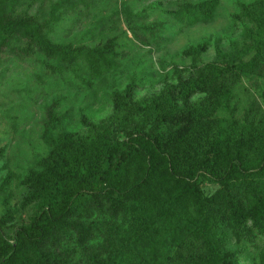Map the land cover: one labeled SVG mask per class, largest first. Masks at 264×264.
<instances>
[{"label": "trees", "instance_id": "trees-1", "mask_svg": "<svg viewBox=\"0 0 264 264\" xmlns=\"http://www.w3.org/2000/svg\"><path fill=\"white\" fill-rule=\"evenodd\" d=\"M94 1L60 0L38 18L18 13V0H0V53L26 56L32 47L58 65L83 62L98 78L112 65L113 39L73 46L49 37L61 7ZM218 6L180 0L166 14L194 26L212 21ZM238 7L256 27L246 60L203 64L141 101L129 83L112 93L107 119L81 117L80 134L47 136L61 117L54 104L46 109L48 150L21 178L18 206L5 193L10 176L0 183V264H264V106L243 85L264 84V0ZM22 40L30 46H12ZM206 46L183 54L198 57Z\"/></svg>", "mask_w": 264, "mask_h": 264}, {"label": "rangeland", "instance_id": "rangeland-1", "mask_svg": "<svg viewBox=\"0 0 264 264\" xmlns=\"http://www.w3.org/2000/svg\"><path fill=\"white\" fill-rule=\"evenodd\" d=\"M60 0H18V13L44 18L51 4ZM198 2L201 0H189ZM255 0H219L212 21L182 27L166 14L180 0H95L88 8L60 9L49 37L54 42L73 46L102 45L113 39L112 65L102 69L98 78L90 77L83 62L58 65L39 54L25 40L12 46L27 48L31 54L19 55L8 49L0 53V183L10 176L6 194L11 206L20 203L23 187L20 180L34 158L44 155L48 147L42 141L47 119L46 109L61 119L48 128L47 136L60 132L83 133L81 117L93 123L112 113V93L135 84V100L159 94L165 87L185 78L209 62L229 59L246 60L252 54V22L240 17L239 3ZM160 2L157 7L156 3ZM207 44L198 56L184 55L189 46ZM24 52V51H23ZM264 106V84L260 80H243ZM260 88V90H258ZM204 98L196 95L193 99ZM237 99H244L242 90ZM208 190L216 186L203 184ZM1 209V208H0ZM31 208L24 210L28 217ZM241 264H259L256 257L241 259Z\"/></svg>", "mask_w": 264, "mask_h": 264}]
</instances>
